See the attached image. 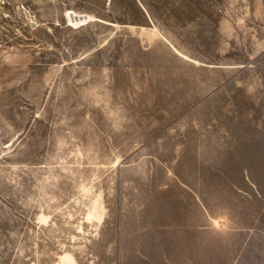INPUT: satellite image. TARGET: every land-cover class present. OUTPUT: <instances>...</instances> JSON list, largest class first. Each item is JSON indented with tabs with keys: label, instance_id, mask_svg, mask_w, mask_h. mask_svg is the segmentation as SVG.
<instances>
[{
	"label": "rangeland",
	"instance_id": "obj_1",
	"mask_svg": "<svg viewBox=\"0 0 264 264\" xmlns=\"http://www.w3.org/2000/svg\"><path fill=\"white\" fill-rule=\"evenodd\" d=\"M254 221L264 0H0V264H243Z\"/></svg>",
	"mask_w": 264,
	"mask_h": 264
},
{
	"label": "crops",
	"instance_id": "obj_2",
	"mask_svg": "<svg viewBox=\"0 0 264 264\" xmlns=\"http://www.w3.org/2000/svg\"><path fill=\"white\" fill-rule=\"evenodd\" d=\"M253 151L254 158L256 157V148L250 149L249 152ZM247 162V160H244ZM243 162V163H245ZM253 162V163H251ZM239 163H241L239 161ZM256 161H248V167L255 166ZM239 167H242V164H239ZM247 174H241L237 177V180H230L231 182H238V183H245L247 185H252L254 187V191H252L253 201L259 202L260 197L257 194L255 183L258 182L257 177L255 175H251L250 169H243ZM244 172V171H243ZM250 174V175H249ZM229 181V182H230ZM254 183V184H253ZM241 192V191H239ZM244 195H247L245 191L243 192ZM249 199V198H248ZM255 219V218H254ZM239 232L240 231H247L246 234L242 235L243 238L239 237L237 241V257L238 261L243 262V264H264V223H258L256 221L249 223L248 225L240 223L238 224ZM226 253V252H225Z\"/></svg>",
	"mask_w": 264,
	"mask_h": 264
}]
</instances>
